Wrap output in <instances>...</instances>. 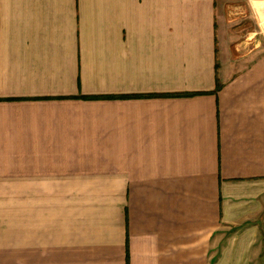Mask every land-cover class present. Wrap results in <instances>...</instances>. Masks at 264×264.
Listing matches in <instances>:
<instances>
[{
	"label": "crops",
	"instance_id": "0c3cea01",
	"mask_svg": "<svg viewBox=\"0 0 264 264\" xmlns=\"http://www.w3.org/2000/svg\"><path fill=\"white\" fill-rule=\"evenodd\" d=\"M234 1L0 0V264H264V30Z\"/></svg>",
	"mask_w": 264,
	"mask_h": 264
},
{
	"label": "rangeland",
	"instance_id": "374dc122",
	"mask_svg": "<svg viewBox=\"0 0 264 264\" xmlns=\"http://www.w3.org/2000/svg\"><path fill=\"white\" fill-rule=\"evenodd\" d=\"M229 10H230V19L234 16V12H238L239 14L244 15V18L241 19L243 24L248 25L249 28L251 27H258L257 26V20L260 23V28L264 30V0H235L233 2V5L230 4ZM241 10V11H240ZM254 14V15H253ZM236 16V14H235ZM251 25V26H250ZM262 46H264V40H262L261 43Z\"/></svg>",
	"mask_w": 264,
	"mask_h": 264
}]
</instances>
